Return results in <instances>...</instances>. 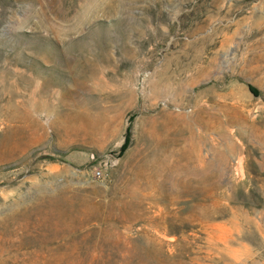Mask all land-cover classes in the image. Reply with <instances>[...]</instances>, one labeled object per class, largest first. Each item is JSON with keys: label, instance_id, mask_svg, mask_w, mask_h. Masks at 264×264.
Here are the masks:
<instances>
[{"label": "rangeland", "instance_id": "obj_1", "mask_svg": "<svg viewBox=\"0 0 264 264\" xmlns=\"http://www.w3.org/2000/svg\"><path fill=\"white\" fill-rule=\"evenodd\" d=\"M0 264H264V0H0Z\"/></svg>", "mask_w": 264, "mask_h": 264}, {"label": "built area", "instance_id": "obj_2", "mask_svg": "<svg viewBox=\"0 0 264 264\" xmlns=\"http://www.w3.org/2000/svg\"><path fill=\"white\" fill-rule=\"evenodd\" d=\"M95 176H99V172H96V173H95Z\"/></svg>", "mask_w": 264, "mask_h": 264}]
</instances>
